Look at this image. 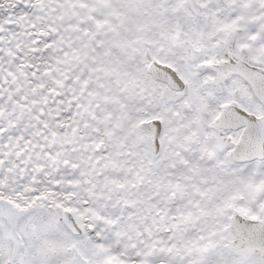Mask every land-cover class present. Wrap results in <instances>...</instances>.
Instances as JSON below:
<instances>
[{
  "label": "snow or ice",
  "instance_id": "6c2138e0",
  "mask_svg": "<svg viewBox=\"0 0 264 264\" xmlns=\"http://www.w3.org/2000/svg\"><path fill=\"white\" fill-rule=\"evenodd\" d=\"M0 264H264V0H0Z\"/></svg>",
  "mask_w": 264,
  "mask_h": 264
}]
</instances>
